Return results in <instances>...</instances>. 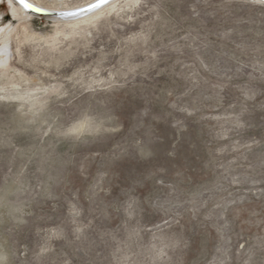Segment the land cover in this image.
Returning a JSON list of instances; mask_svg holds the SVG:
<instances>
[{
  "label": "rangeland",
  "instance_id": "rangeland-1",
  "mask_svg": "<svg viewBox=\"0 0 264 264\" xmlns=\"http://www.w3.org/2000/svg\"><path fill=\"white\" fill-rule=\"evenodd\" d=\"M0 9V264H264L263 3Z\"/></svg>",
  "mask_w": 264,
  "mask_h": 264
},
{
  "label": "water",
  "instance_id": "water-1",
  "mask_svg": "<svg viewBox=\"0 0 264 264\" xmlns=\"http://www.w3.org/2000/svg\"><path fill=\"white\" fill-rule=\"evenodd\" d=\"M13 1H15V3L21 6L25 11H27V13H29L33 17L48 19L51 21L66 22L78 18L87 17L93 14L94 12L107 7L113 2H118L119 0H94L93 2L87 5L71 10L46 9L36 5L30 0H23V2H19V0ZM256 1L262 3L261 0Z\"/></svg>",
  "mask_w": 264,
  "mask_h": 264
},
{
  "label": "bare ground",
  "instance_id": "bare-ground-1",
  "mask_svg": "<svg viewBox=\"0 0 264 264\" xmlns=\"http://www.w3.org/2000/svg\"><path fill=\"white\" fill-rule=\"evenodd\" d=\"M120 1V0H119ZM118 1V2H119ZM8 2H9V4H11V12H12V16L15 18V20L17 19V20H21V19H24L25 20V18H28V17H30L31 15L29 14V13H27V11H25L21 6H19L17 3H15V1H13V0H8ZM118 2H113V3H111L110 5H108L107 7H105V8H102V9H100V10H98V11H96V12H99V11H101V10H103V9H106V8H108V7H110V6H112V5H115L116 3H118ZM1 10V9H0ZM96 12H94V13H96ZM1 16V15H0ZM13 18V19H14ZM25 21H27V20H25ZM6 22V21H5ZM2 23H1V20H0V25H1ZM5 25V24H4ZM6 27V26H5ZM4 27V28H5ZM12 29H13V24H11V26H8L7 28H6V37H9V35H10V33L12 32ZM5 35V34H4ZM7 40H8V38H7ZM1 41H3V40H1ZM7 52H8V46H7V42L6 41H4V43H3V45H2V47L0 48V66L1 65H5L6 64V62H7Z\"/></svg>",
  "mask_w": 264,
  "mask_h": 264
},
{
  "label": "snow or ice",
  "instance_id": "snow-or-ice-1",
  "mask_svg": "<svg viewBox=\"0 0 264 264\" xmlns=\"http://www.w3.org/2000/svg\"><path fill=\"white\" fill-rule=\"evenodd\" d=\"M19 2H23V0H19ZM262 3H264V0H261Z\"/></svg>",
  "mask_w": 264,
  "mask_h": 264
}]
</instances>
